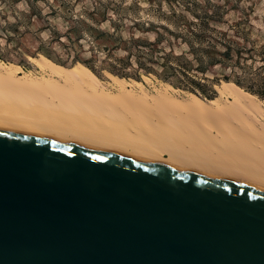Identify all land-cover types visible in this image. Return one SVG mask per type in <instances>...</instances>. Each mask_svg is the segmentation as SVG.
Here are the masks:
<instances>
[{
  "label": "water",
  "instance_id": "95a60500",
  "mask_svg": "<svg viewBox=\"0 0 264 264\" xmlns=\"http://www.w3.org/2000/svg\"><path fill=\"white\" fill-rule=\"evenodd\" d=\"M0 264H264V187L0 130Z\"/></svg>",
  "mask_w": 264,
  "mask_h": 264
},
{
  "label": "bare ground",
  "instance_id": "6f19581e",
  "mask_svg": "<svg viewBox=\"0 0 264 264\" xmlns=\"http://www.w3.org/2000/svg\"><path fill=\"white\" fill-rule=\"evenodd\" d=\"M17 69L0 62V130L264 187V107L246 93L232 91L218 106L136 94L122 83L114 92L55 68L44 78Z\"/></svg>",
  "mask_w": 264,
  "mask_h": 264
},
{
  "label": "trees",
  "instance_id": "16d2710c",
  "mask_svg": "<svg viewBox=\"0 0 264 264\" xmlns=\"http://www.w3.org/2000/svg\"><path fill=\"white\" fill-rule=\"evenodd\" d=\"M192 5L196 8L208 6L216 13L224 7L210 1L202 4L195 0ZM138 6L130 4L125 9ZM183 6L190 8V5ZM105 10L100 12V7L97 6L92 13L86 10L83 12L92 15L98 23L109 20L110 28H101L87 23L84 17H78L65 31H60L55 26L49 27L50 36L41 40L38 50L63 65L81 63L97 76H101L102 70L136 79H140L141 74H154L176 87L209 97L212 96L208 95L207 85L201 81L200 74L220 66L227 71L224 75L226 80L264 98V44L260 47L249 45L247 33L236 30L229 33L228 30L219 29L217 22L221 19L216 13L209 14L206 11L204 16L192 20L179 17L170 20L169 24L138 19L125 23L122 18L109 19L105 16ZM98 12L103 16L102 19L94 17V13ZM20 23L21 21L0 23V58L25 65L24 54L28 48L24 38L29 30L21 31ZM148 32L154 33V37L144 35ZM182 43L186 44V49L177 52L175 45ZM83 65L72 70L84 67ZM92 78L97 77L89 75L78 79ZM229 87L231 86L227 88ZM231 91L238 90H229V93Z\"/></svg>",
  "mask_w": 264,
  "mask_h": 264
},
{
  "label": "rangeland",
  "instance_id": "374dc122",
  "mask_svg": "<svg viewBox=\"0 0 264 264\" xmlns=\"http://www.w3.org/2000/svg\"><path fill=\"white\" fill-rule=\"evenodd\" d=\"M193 1L194 0H0V23L4 24L13 21H21L19 29L21 31L29 30L26 38H24L27 45L26 47L28 48V51L26 50V53L24 54L25 59L23 61L26 66L19 64L16 61L1 58L0 62L4 65L6 64L10 66L13 64L20 68L19 70L17 69V73L15 72L18 77L23 74H30L44 78L49 76L50 69L55 68L76 79L94 75L105 84L108 90L114 92L119 90L120 83L122 82V84H125L126 89H130V91L132 89L135 93L138 92L136 94L147 92L149 95L161 94V96L165 98L176 97L177 99H188L194 97L196 99H200L201 101L215 105H222L223 99H228L229 101L233 100V96L229 93V90H238L239 92H243L251 96L253 99L260 102V104L264 107L263 97L259 96L257 93H252L251 91L246 90L244 87L237 85L233 81L226 80L224 75L227 71L220 66L212 67L207 70L206 73L200 74L201 81L207 85L208 95L212 96L209 97L205 94L192 92L189 89L176 87L167 81H163L154 74L149 76L141 74V78L136 79L134 77H120L118 75H114L108 70H102L101 76H97L89 70L88 67L81 63L75 65L68 63L67 65H63L57 63L51 58H48L45 54L38 50V45L41 40L48 39L50 36L49 27L55 26L60 31H65L78 17H84L86 18L87 23L99 25L101 28H110L111 26L109 20H103L98 23L92 15H86L83 12L86 10L87 12L92 13L93 8L97 6L100 7V12H103L106 9L105 16L109 19L118 20L122 18L125 23H130L131 21L138 19L169 24L170 20H176L179 17L192 20L198 16H204L206 11L209 14L216 13L208 6L204 8L194 7L192 5ZM195 1L202 4L210 1L211 3H218L224 6L216 13L221 19L220 22H217L219 29L228 30L229 33H234V30L240 31L244 34L247 33V37L249 39L247 42L249 45L254 44L256 47H260L264 44V0ZM130 4H137L139 6L125 9L126 5ZM183 5H190V8L188 9ZM100 12L94 13V17L102 19L103 16ZM170 25H172V23H170ZM172 27L174 26L172 25ZM135 33L140 34L139 31H135ZM144 35L150 36V38L154 37V33L152 32H148V34L144 33ZM239 39L241 38L239 37ZM175 49L177 52H181L186 49V44H176ZM79 65H83L86 68L81 66L76 70H72V68ZM69 72H76L78 74ZM114 77L116 78L113 79ZM117 81H120L119 84ZM228 86L231 87L228 89ZM235 87L237 88L230 89ZM171 107L176 111V107L172 105ZM178 125H176V122L175 126L174 123H172V126L175 128Z\"/></svg>",
  "mask_w": 264,
  "mask_h": 264
}]
</instances>
